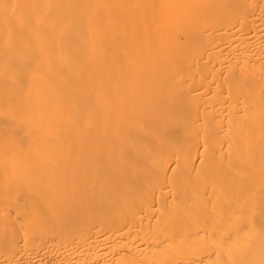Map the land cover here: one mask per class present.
<instances>
[{"label":"bare ground","instance_id":"obj_1","mask_svg":"<svg viewBox=\"0 0 264 264\" xmlns=\"http://www.w3.org/2000/svg\"><path fill=\"white\" fill-rule=\"evenodd\" d=\"M20 44L0 264H264V0H0Z\"/></svg>","mask_w":264,"mask_h":264},{"label":"rangeland","instance_id":"obj_2","mask_svg":"<svg viewBox=\"0 0 264 264\" xmlns=\"http://www.w3.org/2000/svg\"><path fill=\"white\" fill-rule=\"evenodd\" d=\"M14 45H15V44H13V46H12L11 44H10V45L7 44V47L10 48V47L12 46L11 48H13ZM16 45H17V44H16ZM16 45H15V46H16ZM24 45H25V46H24ZM19 46H21V48H19ZM19 46H18V50H19V49L21 50V53H23V58H24V59H22V57H20V56H22V55H20V51H19V55H20V56H19V55H16V56H15V55H11V56L7 55V57H9L10 59H8V58L6 59V56H5V57L2 56V57H0V60L5 58L4 60L8 61V60H11V57H12V56H13V57H12V61H11V62H13V63H15V62H17V63H21L19 60H22V62H24V63H21L22 66H21L20 64H17V63L15 64L16 66L14 65V68H15V67H18V66L20 65L18 68L20 69V67H21V69H22V70L20 69L21 71L27 70V69L29 68V67H27V68H24V69H23L24 66H28V65L30 64V62L32 61L31 58H32L33 56H34V57L32 58V59L34 60L33 63H34V62L36 63V62H39V61H40L39 64H41V63H42L41 60H42V61H45L46 58H45L42 54H40V53H39L40 55L38 54L39 59H40L41 56H43V57H41V60H39V59L37 58V59L39 60V61H38V60H36V58H35V57H37V56H36L37 53L34 54V53H29V52L27 51L28 48L32 47L31 45H29V44H22V45H21V44H20ZM27 46H28V47H27ZM23 47H24V49H23ZM24 50H25V52H22V51H24ZM26 52H27V53H26ZM25 53H26V55H25ZM18 56L20 57V59L17 58ZM28 56H30L31 58L29 59ZM14 57H15V58H14ZM27 57H28V60H29L28 62H27V59H26ZM42 58H44V59H42ZM13 59H14V60H13ZM15 59H16V60L18 59V60L15 61ZM23 60H24V61H23ZM35 60H36V61H35ZM11 62L8 61V63H11ZM25 62H26V64H25ZM13 63H11V64H13ZM27 63H28V65H27ZM23 64H25V65L23 66ZM17 65H18V66H17ZM12 66H13V65H12ZM29 66H30V65H29ZM19 69H17V70L19 71ZM21 76H22V75H21ZM18 77H19V76H18ZM18 77H16V78L20 81L19 83H18V81L15 79L16 82H15V85H13L12 82L10 81V79H9V80L7 79L6 82H4V85L7 86V85H9L8 82H11V86L13 85V86H12L13 88H15L14 86L18 87V86L16 85V83L19 84V87H20V86H21L20 83H21V81H22L21 79H23L24 76H23L22 78L20 77L21 79L18 78ZM27 78H29V77H26L25 80H26ZM31 79H32V78H30L29 80H31ZM12 80L14 81L13 78H12ZM33 80H34V79H33ZM33 80L31 81V83H29V86H28V83L24 82V83H25V86H27L28 88H27V87L25 88L24 85L22 84L23 87H24L26 90L28 89L27 93H29V91H31V89H32L31 87H32ZM26 81H28V80H26ZM22 82H23V81H22ZM28 82H30V81H28ZM26 84H27V85H26ZM11 86H8V87H11ZM8 87H7V88H8ZM18 110H21V112H23L24 110H26L25 112H27V113L23 112V114H24V115H23V114H21V112L19 111V113H20V114H19V113H18ZM24 110H23V109H15V110L12 111V112L10 111V114L8 113V110H2V111H3L2 114L5 113L6 116L4 117V116H3L4 114H3V115L1 114V115L3 116L2 118H4V119L7 117V114H8V119L14 118L15 120H17V117H22L21 121H19V120H17V121H18V122H21V124H23L22 122H26V119L24 120V117H26V114L29 113V111H28V107L24 108ZM16 111H17V112H16ZM6 112H7V114H6ZM0 113H1V111H0ZM9 115H10V116H9ZM6 119H7V118H6ZM26 123H27V122H26ZM4 153H5V152H4ZM6 153H7V152H6ZM7 155H9V154H7ZM4 156H5V157H4ZM0 157H1V158L3 157L2 159L4 160L7 156L4 155V154L2 153Z\"/></svg>","mask_w":264,"mask_h":264}]
</instances>
